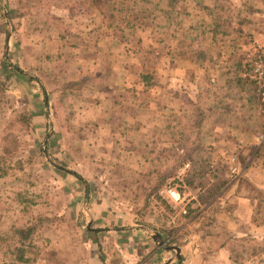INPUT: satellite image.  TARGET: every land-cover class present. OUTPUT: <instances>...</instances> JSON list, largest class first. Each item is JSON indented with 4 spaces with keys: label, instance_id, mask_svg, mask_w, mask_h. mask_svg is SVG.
I'll return each mask as SVG.
<instances>
[{
    "label": "rangeland",
    "instance_id": "obj_1",
    "mask_svg": "<svg viewBox=\"0 0 264 264\" xmlns=\"http://www.w3.org/2000/svg\"><path fill=\"white\" fill-rule=\"evenodd\" d=\"M111 2L0 0V158L9 165L0 231L43 219L32 264H93L104 218L147 224L180 245L191 225L174 228L191 216L166 201V184L191 204L215 178L232 176L231 155L250 163L248 180L264 175L255 142L264 119L240 74L245 54L264 44V0H159L166 14H147L152 3ZM239 186L257 195L264 222L261 193ZM240 237L236 260L264 264V235ZM3 260L0 252V264H13Z\"/></svg>",
    "mask_w": 264,
    "mask_h": 264
},
{
    "label": "crops",
    "instance_id": "obj_2",
    "mask_svg": "<svg viewBox=\"0 0 264 264\" xmlns=\"http://www.w3.org/2000/svg\"><path fill=\"white\" fill-rule=\"evenodd\" d=\"M238 168L237 174H231L229 178L222 177L226 182L221 187L215 188L221 177L215 178L212 188L216 191L206 201L195 199V195L191 196V204L188 203L187 208H197L196 212L187 221L179 225L177 223L174 228L179 232L191 225L192 232L182 238V244L172 242L167 245L171 240L169 236L165 238L163 232L147 224L128 223L123 226L121 220L104 218L101 221L103 226L92 228V232L96 229L104 230L96 249L91 251L95 256L93 264H252L255 256L236 260L232 254V241L243 239L240 236L252 229L263 237L264 222L257 219V195L248 193L239 185L245 180L264 198V175L259 179L248 180L250 163L242 167L238 165ZM211 207H215V213L203 221V215ZM222 231L228 235L222 237ZM158 238L162 240L161 243ZM174 246L179 247V257L166 263L175 254ZM171 251L173 254H170Z\"/></svg>",
    "mask_w": 264,
    "mask_h": 264
},
{
    "label": "trees",
    "instance_id": "obj_3",
    "mask_svg": "<svg viewBox=\"0 0 264 264\" xmlns=\"http://www.w3.org/2000/svg\"><path fill=\"white\" fill-rule=\"evenodd\" d=\"M113 0H91V2L93 3V5L97 8V9H101L103 5H105L106 3H108L109 5H111L113 2H111ZM136 1H140L141 3H152L153 7L151 6L152 10L147 13L150 14L152 11H155L157 13H163L166 14L167 11H165L166 9L162 8L161 6H159V0H155L154 4L151 0H136ZM133 3H137L135 1H133ZM113 5V4H112ZM151 5V4H150ZM139 8V7H138ZM111 9H113V7L111 6ZM140 9V8H139ZM141 14L145 15V11L147 9L145 8H141ZM177 14H179V12L176 13V15H174V17L177 16ZM109 16H112V14H110ZM155 16V15H153ZM214 32V30H213ZM4 65L9 66L8 63L3 62ZM141 79L143 81L144 84H149L152 83L153 84V80H150V77L145 75V74H140ZM5 83L4 81H0V101L2 100V98H4V86ZM252 89H254V91L256 92V89L253 87V85L251 84ZM44 92V90H43ZM256 96H257V92H256ZM258 98V97H257ZM46 98H44V102H46ZM206 116L201 115L199 117V119H203ZM17 118H19L18 120L21 122H26L28 123V119L25 115V113H19L17 114ZM192 160V158H191ZM194 163H198L201 164V161H196ZM193 163V164H194ZM9 165L6 164L5 162V157L2 156L0 158V175H2L3 173H5V168H8ZM203 166V165H202ZM78 179L82 180L81 176H79L77 173H73ZM221 178L219 179V185H217L218 188L219 186L221 187L226 180L222 179V176H220ZM83 181V180H82ZM163 180H161L162 182ZM158 186V185H157ZM157 186H155L154 189L158 188ZM214 187L211 190L206 189V191L204 190L203 193H199L198 194V198L201 201H206L208 198H210L214 192L216 191ZM162 202H165L164 199H162ZM166 203V202H165ZM167 204V203H166ZM197 208H187L186 214H184V217L187 216H191L192 214H194L196 212ZM40 220H43L42 218L39 217H35V219L30 222H27L25 224H12L7 230L4 231H0V252L3 256V263H7L6 261H10L8 263H13V264H32V259L36 258V254L34 253L35 258H31L29 253H31V248L35 247L37 248V244L35 243V239L34 237H37L38 232L36 231L38 228V223L40 222ZM169 233V232H168ZM3 234V235H2ZM2 235V236H1ZM170 242L172 243V241H174V239L171 237L170 238ZM32 260V261H31ZM181 258L179 259L178 263H180ZM37 264V263H36Z\"/></svg>",
    "mask_w": 264,
    "mask_h": 264
},
{
    "label": "built area",
    "instance_id": "obj_4",
    "mask_svg": "<svg viewBox=\"0 0 264 264\" xmlns=\"http://www.w3.org/2000/svg\"><path fill=\"white\" fill-rule=\"evenodd\" d=\"M244 63L240 74L256 89L258 114L264 119V44L253 45L248 53L245 54ZM255 142L257 146L264 147V128L256 134ZM235 160L236 157L231 155L229 158V161H231L229 171L233 175L237 174L239 169ZM187 167H189L188 162L183 164L181 171ZM162 194L170 206L178 207L180 214L184 215L186 213V198L174 185L166 184L162 189Z\"/></svg>",
    "mask_w": 264,
    "mask_h": 264
},
{
    "label": "water",
    "instance_id": "obj_5",
    "mask_svg": "<svg viewBox=\"0 0 264 264\" xmlns=\"http://www.w3.org/2000/svg\"><path fill=\"white\" fill-rule=\"evenodd\" d=\"M48 158H49V157H48ZM154 234H156V233H154ZM157 236H158V235H157ZM158 240H159L160 243L162 242V240H160L159 238H158ZM173 249L175 250V254H174L173 257L169 258V259L167 260L166 263L170 262V261L173 260L174 258H178V257H179V247H178V246H174Z\"/></svg>",
    "mask_w": 264,
    "mask_h": 264
}]
</instances>
